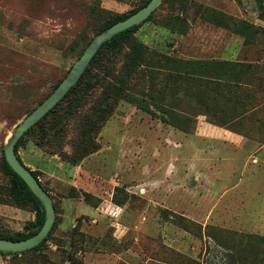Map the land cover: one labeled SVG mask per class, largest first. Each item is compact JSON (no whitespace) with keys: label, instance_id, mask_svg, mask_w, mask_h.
Returning <instances> with one entry per match:
<instances>
[{"label":"rangeland","instance_id":"1","mask_svg":"<svg viewBox=\"0 0 264 264\" xmlns=\"http://www.w3.org/2000/svg\"><path fill=\"white\" fill-rule=\"evenodd\" d=\"M145 1L0 0L1 232L32 231L38 206L13 194V130ZM262 145L264 0H162L19 141L56 218L0 264H264Z\"/></svg>","mask_w":264,"mask_h":264},{"label":"water","instance_id":"2","mask_svg":"<svg viewBox=\"0 0 264 264\" xmlns=\"http://www.w3.org/2000/svg\"><path fill=\"white\" fill-rule=\"evenodd\" d=\"M161 2L162 0H150L146 5L142 6L134 13L113 23L96 34L85 47L82 54L73 63L71 69L60 81L58 86L30 113H28L13 130L4 146L5 159L10 167L25 181L32 192L44 205L45 221L40 230L28 238L12 240L0 237V251L21 252L37 246L46 238L56 218L53 198L47 190H45L40 180L33 174L32 170L23 164L17 156L15 151L17 141L33 124L52 109L64 97L70 87L78 81L103 42L112 38L116 33L144 21L157 9Z\"/></svg>","mask_w":264,"mask_h":264},{"label":"trees","instance_id":"3","mask_svg":"<svg viewBox=\"0 0 264 264\" xmlns=\"http://www.w3.org/2000/svg\"><path fill=\"white\" fill-rule=\"evenodd\" d=\"M150 0H146L142 5H141V7L142 6H144V5H146L148 2H149ZM140 7V8H141ZM139 9V8H138ZM137 9V10H138ZM137 10H135V11H137ZM134 11V12H135ZM134 12H132V13H134ZM131 13V14H132ZM153 14V13H152ZM152 14H150L144 21H142V22H140V23H138V24H135V25H132V26H130L129 28H127V29H125V30H122V31H120V32H118V33H116L112 38H110L109 40H107V41H105V42H103L102 43V45L100 46V48H99V50L96 52V54L92 57V59H91V61H90V63H89V65L90 64H92L93 62H94V60L97 58V55H98V53L101 51V49L103 48V47H105L106 45H108L109 43H112L113 41H120L121 39H123V38H126L131 32H133V31H135L136 30V28L140 25V24H142V23H144L145 21H147L150 17H151V15ZM130 15V14H129ZM129 15H127V16H129ZM127 16H117V17H115L110 23H108V25H106V27H108V26H110V25H112L113 23H115V22H117V21H119V20H122V19H124V18H126ZM105 27V28H106ZM104 28V29H105ZM102 31V30H101ZM100 31V32H101ZM91 41V40H90ZM88 45V44H87ZM85 49V48H84ZM84 49L82 50V52L84 51ZM89 65L87 66V68L89 67ZM87 68L85 69V71L87 70ZM85 71L83 72V74L85 73ZM83 74L81 75V77L78 79V81L73 85V86H71L70 87V89L67 91V93L64 95V97L52 108V109H50L42 118H40L35 124H33L24 134H23V136H25L28 132H30L41 120H43L58 104H60L61 102H62V100H64V98L66 97V95L76 86V85H78L79 83H80V80H81V78H82V76H83ZM58 86V85H57ZM56 86V87H57ZM55 87V88H56ZM54 88V89H55ZM53 89V90H54ZM52 90V91H53ZM51 91V92H52ZM50 92V93H51ZM45 99V98H44ZM43 99V100H44ZM42 100V101H43ZM41 101V102H42ZM40 102V103H41ZM36 107V106H35ZM34 107V108H35ZM34 108H32V110L34 109ZM31 110V111H32ZM30 111V112H31ZM29 112V113H30ZM23 136H21L20 138H19V140L17 141V143H16V146H15V151H16V153H17V156L19 157V159L21 160V162L23 163V164H25L23 161H22V159H21V157H20V155L18 154V144H19V141L21 140V138L23 137ZM3 160H4V163H5V165H6V167H7V169H8V171H9V174H10V176H11V180H12V190H13V194H14V197L16 198V200L17 201H23V200H31V201H35L37 204H38V206H36V209H35V221H34V229L32 230V231H30V232H28L27 234H24V233H22V232H16V233H13V234H7V233H3V232H1L0 231V237H3V238H8V239H12V240H20V239H24V238H28V237H30V236H32V235H34L35 233H37L39 230H40V228L42 227V225H43V223H44V221H45V207H44V205L42 204V202L40 201V199L32 192V190L29 188V186L25 183V181L10 167V165L8 164V162L6 161V159H5V155H4V151H3ZM27 166V165H26ZM28 167V166H27ZM29 168V167H28ZM30 169V168H29ZM31 170V169H30ZM32 172H33V174L37 177V173H36V171H34V170H32ZM38 178V177H37ZM42 184V183H41ZM44 187V186H43ZM45 188V187H44ZM45 190H46V188H45ZM48 192V191H47ZM89 196H90V194L89 193H87V192H85L84 193V197H85V199H88L89 198ZM54 202V201H53ZM54 206H55V204H54ZM55 210H56V206H55ZM49 234V233H48ZM47 239V236H46V238L43 240V241H41L37 246H35V247H33V248H31V249H36V248H38V247H41L43 244H44V242H45V240ZM31 249H28V250H31ZM28 250H25V251H28ZM25 251H21V252H12V251H0V253H7V254H12V253H23V252H25Z\"/></svg>","mask_w":264,"mask_h":264},{"label":"crops","instance_id":"4","mask_svg":"<svg viewBox=\"0 0 264 264\" xmlns=\"http://www.w3.org/2000/svg\"><path fill=\"white\" fill-rule=\"evenodd\" d=\"M264 145L253 147V177L264 173ZM263 170V171H262ZM259 178V177H258Z\"/></svg>","mask_w":264,"mask_h":264}]
</instances>
